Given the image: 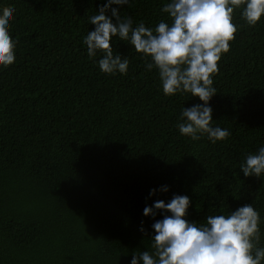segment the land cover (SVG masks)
<instances>
[{
	"label": "trees",
	"instance_id": "trees-1",
	"mask_svg": "<svg viewBox=\"0 0 264 264\" xmlns=\"http://www.w3.org/2000/svg\"><path fill=\"white\" fill-rule=\"evenodd\" d=\"M104 2L0 0L15 9L16 41L14 63L0 68V264H129L135 251H153L151 225L163 218L144 207L173 194L191 198L186 219L199 223L252 204L264 247V175L240 170L264 145V18L249 26L234 10L237 32L209 101L211 125L230 135L213 144L180 134L182 109L202 101L164 95L132 45L112 38L126 74L102 72L100 53L88 57L83 37ZM165 2L113 7L154 29L171 23Z\"/></svg>",
	"mask_w": 264,
	"mask_h": 264
},
{
	"label": "clouds",
	"instance_id": "clouds-1",
	"mask_svg": "<svg viewBox=\"0 0 264 264\" xmlns=\"http://www.w3.org/2000/svg\"><path fill=\"white\" fill-rule=\"evenodd\" d=\"M130 3L105 0L89 17L95 27L83 37L88 57L100 53L97 63L102 72L126 74L129 60L114 55L112 38L127 42L146 59L147 70L158 71L164 95L190 93L202 101L182 109L177 124L181 135L195 141L207 134L213 144L227 139L226 128L210 123L213 110L209 101L216 94L212 76L237 32L234 10H240L247 25L255 26L264 18V0H167L161 11L171 23L161 20L154 29L142 21L133 26L130 16L122 18L119 8L113 7ZM14 12V8H0V68L15 61L16 41L10 34ZM240 170L246 177L264 175V145L245 157ZM158 190L167 192L169 187L151 189L149 195ZM190 205L191 198L181 194L146 205L143 215L163 218L151 225L153 251H135L129 264H264V247L259 246L261 217L252 204L239 206L228 215H208L204 223L186 219ZM139 230L145 231L143 227Z\"/></svg>",
	"mask_w": 264,
	"mask_h": 264
}]
</instances>
